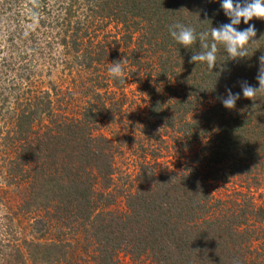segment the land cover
<instances>
[{"label": "trees", "instance_id": "16d2710c", "mask_svg": "<svg viewBox=\"0 0 264 264\" xmlns=\"http://www.w3.org/2000/svg\"><path fill=\"white\" fill-rule=\"evenodd\" d=\"M75 1L64 0L62 17L53 25L57 43L77 52L67 65L98 70L109 60H123L125 80L145 88L147 96L144 114L127 113L125 128L147 132L162 145L170 142L181 166L166 169L142 161L127 179L128 187H118L124 209L110 211L116 193L113 154L123 140L94 129L101 120L113 119L122 104L112 97L103 101L100 95L106 93L96 88H105V79L117 89L124 83L109 72L98 75L102 81L86 89L93 102L87 101L78 115L59 113L47 91L41 98L22 97L17 108L5 112L12 125L0 140L13 155L2 158L3 182H24L19 208L42 210L47 224L59 226L55 240L22 241L29 261L117 264L123 253L152 264H264L250 247L255 235L264 240V206L247 192L238 193V199L213 198L202 169L213 166L223 179L240 175L252 183L264 172V93L250 100L240 87L243 81L259 87L264 20L249 21L256 36L246 46L245 57L230 59L218 44L216 65L210 70L206 62H189L193 54L205 51L199 37L185 48L171 37L169 26L182 23L199 34L230 23L220 7L222 0H84L87 13L80 8L82 15L91 17L85 23L74 19ZM97 18L121 25L123 45L93 41ZM249 25L241 20L236 27ZM207 42H213L211 37ZM227 89L240 93L231 110L222 104ZM159 132L165 137L158 138ZM45 221L36 218L40 226L34 230L47 229ZM66 233L73 240L65 239Z\"/></svg>", "mask_w": 264, "mask_h": 264}, {"label": "rangeland", "instance_id": "374dc122", "mask_svg": "<svg viewBox=\"0 0 264 264\" xmlns=\"http://www.w3.org/2000/svg\"><path fill=\"white\" fill-rule=\"evenodd\" d=\"M85 5L84 0H77L74 3V19L78 17L77 19L83 23L91 19L88 15L84 17L82 15L83 9L87 13ZM63 6L64 0H0V138L12 125L5 112L10 108H17L22 97L41 98V94L47 91L52 105L56 106L59 113L78 115L81 108L87 106V101L91 100L86 89L93 86L92 83L95 81H102L98 75L108 73L110 60L107 62L109 66L99 67L98 70L67 65L70 63L69 60H74L77 52L71 46L64 47L57 43V38L54 37L57 28L53 26L55 18L61 19ZM94 32L93 41H106L110 44L116 40L123 45L121 39L123 29L113 20L97 18L96 22L94 20ZM103 81H106V87L96 88V91L104 90L106 93L100 95L103 101L112 97V100L117 99L122 104V110L114 113L113 119L101 120L94 129V133H101L112 140H123L117 145L118 150L113 154L112 162L114 167L112 186L116 193L114 201L107 209L115 212L124 209L121 190L128 187L127 179L134 176L142 161L154 162L157 167L177 169L181 166V157L170 142L162 145L151 139L147 132L144 135L132 128L129 129V126L128 129L125 128L128 125L127 113L131 114L133 111L138 113L139 117L144 114L147 103L145 88L133 82L131 78L126 79L120 89L111 86L108 79ZM127 137L132 138L126 139ZM157 137L161 139L165 135L159 132ZM154 145L160 146L151 152L149 149L154 148ZM153 153L156 155L153 156ZM6 155L11 157L13 152L5 149L0 140V264H32L25 255L22 241L55 240L59 226L55 222L48 221L47 224V218L42 215V210L24 211L19 208L25 196L26 185L24 182L13 184L3 182L1 172L5 160L2 158ZM202 169L206 175V186L213 198L238 199V193L247 192L248 196L252 195L255 202L264 206V172L255 178V183H252L253 181H248L240 175H229L227 179H223L220 170L213 166L203 165ZM248 183L251 184L247 190ZM41 216L46 219L47 229L43 232L34 230L35 226H40L35 220ZM262 225L264 226V222ZM68 233L65 239L70 238ZM78 237L79 234H76L74 240ZM250 247L257 251L258 256L264 261L262 237L255 235L251 239ZM17 249L20 253H17ZM117 264L152 263L143 257L136 259L119 253Z\"/></svg>", "mask_w": 264, "mask_h": 264}, {"label": "clouds", "instance_id": "9594fccd", "mask_svg": "<svg viewBox=\"0 0 264 264\" xmlns=\"http://www.w3.org/2000/svg\"><path fill=\"white\" fill-rule=\"evenodd\" d=\"M214 2V0H213ZM224 14L229 18L230 23L221 24L219 27H211L210 32H200L182 23H174L169 26L171 37L185 48L196 43L197 38L201 41V46L205 51L193 54L190 63L206 62L211 70L216 65V53L218 44H222L230 59H239L247 55V45L255 42L256 29L254 25H249L253 18L264 20V0H222L220 4ZM249 25L246 29L238 30L237 25L241 23ZM209 37L213 41L210 45L207 42ZM124 61H114L110 64L108 72L114 80L125 83ZM259 71L257 81L259 87H253L246 81L240 82V87L244 98L254 100V98L264 93V55L259 57ZM226 97L222 98V104L226 109H233L240 93H233L231 89L226 90Z\"/></svg>", "mask_w": 264, "mask_h": 264}]
</instances>
